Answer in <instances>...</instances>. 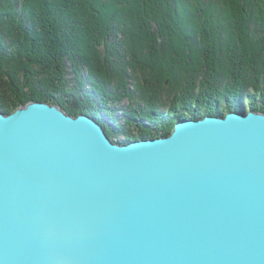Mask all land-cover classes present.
Returning a JSON list of instances; mask_svg holds the SVG:
<instances>
[{"label": "water", "instance_id": "water-1", "mask_svg": "<svg viewBox=\"0 0 264 264\" xmlns=\"http://www.w3.org/2000/svg\"><path fill=\"white\" fill-rule=\"evenodd\" d=\"M0 264H264V112L120 141L56 104L0 112Z\"/></svg>", "mask_w": 264, "mask_h": 264}, {"label": "trees", "instance_id": "trees-1", "mask_svg": "<svg viewBox=\"0 0 264 264\" xmlns=\"http://www.w3.org/2000/svg\"><path fill=\"white\" fill-rule=\"evenodd\" d=\"M31 101L114 140L264 112V0H0V112Z\"/></svg>", "mask_w": 264, "mask_h": 264}, {"label": "rangeland", "instance_id": "rangeland-1", "mask_svg": "<svg viewBox=\"0 0 264 264\" xmlns=\"http://www.w3.org/2000/svg\"><path fill=\"white\" fill-rule=\"evenodd\" d=\"M129 105H131V103H130V101H128V100L122 103V106H124V107L129 106ZM236 109H237V110H241L242 107H238V106H236ZM246 110H247V109H246ZM248 112H249V111H248ZM119 116H120V115H119ZM99 119H100V118H99ZM122 123H123V122H122ZM123 125H125V123H123ZM113 127L116 128L117 126L113 124ZM117 129H119V128L117 127ZM133 130H134V129H133ZM133 130H132V129H127L126 132H124V133H119V132H118L119 134L116 132V133H117V134H116L117 137H115V138H116L115 140L120 141L121 139H122V140H124V139H131V138H129V136H131V135L134 134V132H132ZM130 133H131V134H130Z\"/></svg>", "mask_w": 264, "mask_h": 264}]
</instances>
